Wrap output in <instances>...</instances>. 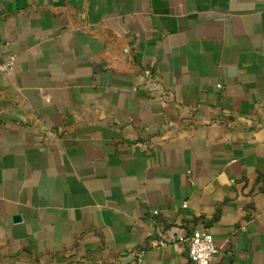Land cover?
Here are the masks:
<instances>
[{
	"label": "crops",
	"instance_id": "1",
	"mask_svg": "<svg viewBox=\"0 0 264 264\" xmlns=\"http://www.w3.org/2000/svg\"><path fill=\"white\" fill-rule=\"evenodd\" d=\"M10 55L0 264H264V0H0Z\"/></svg>",
	"mask_w": 264,
	"mask_h": 264
},
{
	"label": "built area",
	"instance_id": "2",
	"mask_svg": "<svg viewBox=\"0 0 264 264\" xmlns=\"http://www.w3.org/2000/svg\"><path fill=\"white\" fill-rule=\"evenodd\" d=\"M14 59L15 57L10 55L7 59L0 61V72L5 73L13 69ZM144 80L150 87H155L156 80L149 68L144 70ZM182 207H186V202H183ZM152 213L156 215L158 211L153 210ZM241 228L244 229V226H241ZM164 240H173L175 243L184 245L189 260L194 264H208L217 252L212 233L202 228L193 229L186 235H174L166 229H162L159 232L157 243H164Z\"/></svg>",
	"mask_w": 264,
	"mask_h": 264
}]
</instances>
